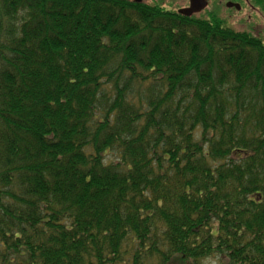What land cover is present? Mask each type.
<instances>
[{
	"label": "trees",
	"instance_id": "1",
	"mask_svg": "<svg viewBox=\"0 0 264 264\" xmlns=\"http://www.w3.org/2000/svg\"><path fill=\"white\" fill-rule=\"evenodd\" d=\"M210 258L264 264V43L129 0H0V264Z\"/></svg>",
	"mask_w": 264,
	"mask_h": 264
},
{
	"label": "flooded vegetation",
	"instance_id": "2",
	"mask_svg": "<svg viewBox=\"0 0 264 264\" xmlns=\"http://www.w3.org/2000/svg\"><path fill=\"white\" fill-rule=\"evenodd\" d=\"M136 2V0H129ZM171 14L213 20L264 43V0H140ZM185 14H190L186 16Z\"/></svg>",
	"mask_w": 264,
	"mask_h": 264
},
{
	"label": "rangeland",
	"instance_id": "3",
	"mask_svg": "<svg viewBox=\"0 0 264 264\" xmlns=\"http://www.w3.org/2000/svg\"><path fill=\"white\" fill-rule=\"evenodd\" d=\"M105 161L106 162H117V155L115 152H107L105 155ZM202 264H216V259L210 258L203 261Z\"/></svg>",
	"mask_w": 264,
	"mask_h": 264
},
{
	"label": "water",
	"instance_id": "4",
	"mask_svg": "<svg viewBox=\"0 0 264 264\" xmlns=\"http://www.w3.org/2000/svg\"><path fill=\"white\" fill-rule=\"evenodd\" d=\"M137 3L141 2L140 0H136ZM186 16H189L190 14H185Z\"/></svg>",
	"mask_w": 264,
	"mask_h": 264
}]
</instances>
